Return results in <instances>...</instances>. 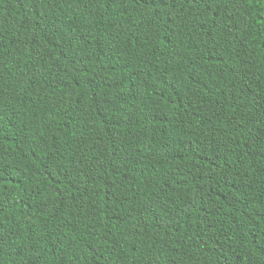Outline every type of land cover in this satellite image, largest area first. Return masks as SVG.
Listing matches in <instances>:
<instances>
[{"label": "trees", "instance_id": "obj_1", "mask_svg": "<svg viewBox=\"0 0 264 264\" xmlns=\"http://www.w3.org/2000/svg\"><path fill=\"white\" fill-rule=\"evenodd\" d=\"M239 4L222 20L203 10L196 23L207 27L191 39L175 29V49L162 44L160 56L146 20L128 32L144 5L0 0V170L13 194L3 214L27 216L26 234L41 241L16 256V235L2 264H82V254L88 264H264V0ZM43 13L46 33L28 23ZM92 64L77 87L69 68ZM180 64L192 65L187 78ZM156 205L174 218L144 211Z\"/></svg>", "mask_w": 264, "mask_h": 264}, {"label": "snow or ice", "instance_id": "obj_2", "mask_svg": "<svg viewBox=\"0 0 264 264\" xmlns=\"http://www.w3.org/2000/svg\"><path fill=\"white\" fill-rule=\"evenodd\" d=\"M19 2V0H18ZM60 0H22L23 5H26L28 8L36 7L43 5L46 8L51 9L54 5H58ZM65 2H68V0H65ZM108 3H115L116 0H107ZM121 3H129L132 5H144L145 10L140 13V16L142 19L139 21V24L135 20L132 21L131 26L128 29L129 34H131L132 29L137 26L144 25L145 20L147 21L146 31L151 36V39L148 37H145L146 40H148L149 48L154 49L158 55L163 56L164 53L160 52L159 49L161 45H172L173 49L176 47V41L175 37H177V31L175 29H178L181 33L184 32L185 29H188V35L191 39V32L194 31L197 28L200 27H207V25L204 23V21H200L199 23H196V17L201 16L203 10L207 9L209 11H212L214 18L222 20L221 13L226 12L227 8L236 6L239 7V0H219V3L217 0H121ZM216 4V9H212V5ZM150 18V19H149ZM229 19H232L231 16H229ZM179 21V23H178ZM29 24L32 25H40V31L47 32V29H45L43 26L45 24H48L49 27H51V23L49 20V17L47 13L39 14V15H33V17L28 21ZM189 25L191 27L189 28ZM235 25V21H234ZM220 24L216 23L215 28H219ZM160 29H164L165 35H160ZM214 31L213 28H209L208 32L206 33L207 36H211L212 32ZM0 32H2V28H0ZM234 42V41H233ZM131 43V40L129 41ZM192 43L195 44V40L192 39ZM213 44H215V41L213 40ZM144 45H141L143 47ZM72 47H75L73 45ZM146 55H150V51L146 50ZM176 55H182L181 52H177ZM221 58H223V53L220 54ZM67 61V58H66ZM170 63L175 64V59L173 58ZM94 67V64L92 65H80V66H71L69 68V71L75 72L78 75L73 77V80L75 81V84L77 87L81 84H87L89 79V73L88 68ZM191 64H180L177 66V73H180L181 75H185V78L187 76H190L192 73H190L188 70L191 68ZM57 71H60V69H57ZM100 74H97V78H99ZM174 76H176V73H173ZM239 79V77H237ZM0 80H2V75H0ZM95 84V81L93 82ZM176 84H180L181 81L179 79L175 80ZM134 88V85H132ZM95 89H99V85L95 84ZM198 102V101H197ZM264 108V106H262ZM259 119L261 121H264V111H261ZM126 159V158H125ZM243 163V162H242ZM100 167H103V162L100 163ZM124 167H127V164H123ZM215 165H213V168ZM118 174V169H117ZM101 179L103 178V174H101ZM69 179L72 181L74 185L85 183L84 179L81 177H78L75 173H73ZM92 180H96V176H91ZM231 179L227 173L224 175H221L218 180L217 184H227V182ZM7 180V176L4 174L3 170H0V264H2L3 256L5 254V249L7 246V242L9 240H15L16 235L20 236L24 240V244L21 246L20 251L13 250V255L19 256L20 252L22 251H28L31 244H36L37 246L40 245L41 241L36 238V235L33 234L32 236L27 235V228L31 227V224L29 223L27 216H22L18 221H12L9 219L8 216L3 214V210L6 207H11L12 202V193H8L5 195V190L7 187V184L5 181ZM99 197H97L98 199ZM200 198L204 199L203 192L200 193ZM217 199H219V196H217ZM16 203H23V197H18L15 201ZM47 207V205H45ZM134 210V209H133ZM100 211H103V208H100ZM144 211L151 216V213L153 211H158L159 213H162L163 216L162 219L168 218L173 219L174 217L171 215L172 211H175L174 209L170 210V207H161L160 205H156L154 208H144ZM185 211H188L186 209ZM204 217L203 219H207L211 217L214 213L219 214L218 210L216 208H203ZM62 219V218H60ZM91 216L85 217V220H91ZM8 221L11 224V227L5 228V222ZM45 227H48V225H45ZM57 229L60 227L59 225L56 226ZM101 227H105V225H101ZM243 227V225H241ZM15 229V235H9V232H11ZM201 229L203 231L204 225L201 224ZM207 232L209 234V239H212L215 233L212 232V226H208ZM55 235V231H53L51 228H49L48 233H45V236L48 239H51V236ZM135 249V245H133V250ZM89 251V249H85V252ZM90 251L93 253V256L96 254L95 249H90ZM261 251H264V247H261ZM21 259H23L21 257ZM77 259H81L80 257H77ZM89 256L87 254H82V264H88ZM9 264H15V261H9ZM58 264H63V261H59ZM73 264H76L75 261H73ZM158 264V261H157ZM229 264H233L232 261H229ZM249 264H252L251 261H249Z\"/></svg>", "mask_w": 264, "mask_h": 264}]
</instances>
